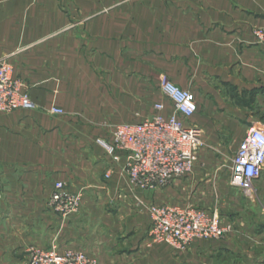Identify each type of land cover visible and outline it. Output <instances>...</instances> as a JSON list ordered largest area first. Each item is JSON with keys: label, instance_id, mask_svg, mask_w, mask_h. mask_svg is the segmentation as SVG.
I'll return each mask as SVG.
<instances>
[{"label": "crops", "instance_id": "0c3cea01", "mask_svg": "<svg viewBox=\"0 0 264 264\" xmlns=\"http://www.w3.org/2000/svg\"><path fill=\"white\" fill-rule=\"evenodd\" d=\"M263 27L264 0H0V60L34 103L0 114V264L51 247L96 264H264V170L249 195L230 185L238 145L264 131ZM163 79L197 105L189 201L136 191L104 145L157 104L173 114ZM58 182L81 195L66 219L47 207ZM152 204L206 210L231 231L172 250L149 237Z\"/></svg>", "mask_w": 264, "mask_h": 264}, {"label": "built area", "instance_id": "2783aa9c", "mask_svg": "<svg viewBox=\"0 0 264 264\" xmlns=\"http://www.w3.org/2000/svg\"><path fill=\"white\" fill-rule=\"evenodd\" d=\"M257 43L264 47V27L254 32ZM160 90L172 102L174 112L167 117L161 114L162 106H154L155 115L134 125L116 127L105 149L117 160L124 154L123 173L128 185L140 192L162 190L184 177L195 168L202 147V132L187 126L197 105L192 92L183 90L163 79ZM34 103L23 91L21 81L13 76V68L0 60V114L17 110L31 111ZM51 113L61 115L53 108ZM264 170V131L250 128L232 158L230 185L249 195L253 182ZM81 195L68 191L60 182L47 202V207L62 219L76 214ZM150 239L175 251L189 250L198 240H219L229 234L231 227L203 209L193 207H167L152 204L150 207ZM26 264H96L95 260L77 251L59 253L56 247L30 251Z\"/></svg>", "mask_w": 264, "mask_h": 264}, {"label": "rangeland", "instance_id": "374dc122", "mask_svg": "<svg viewBox=\"0 0 264 264\" xmlns=\"http://www.w3.org/2000/svg\"><path fill=\"white\" fill-rule=\"evenodd\" d=\"M228 157H230V156H228ZM227 166H228V163H226V162L221 163V170H222V175H223L222 178H224L225 180L228 181V168H227ZM190 174L188 176L184 177L182 180H179L178 182H175L174 184L168 186V188H170V189H169L167 195L165 196L166 197L165 199H169L170 197H173L175 199V201H177V200L178 201H181V200L189 201L192 194H193V193H191L190 186H189ZM136 191H138V190H136ZM146 192H150V191H146ZM149 194H153V193L150 192Z\"/></svg>", "mask_w": 264, "mask_h": 264}]
</instances>
